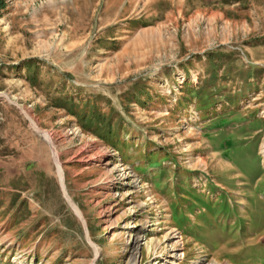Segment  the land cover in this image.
I'll return each mask as SVG.
<instances>
[{"label": "rangeland", "instance_id": "obj_1", "mask_svg": "<svg viewBox=\"0 0 264 264\" xmlns=\"http://www.w3.org/2000/svg\"><path fill=\"white\" fill-rule=\"evenodd\" d=\"M0 264H264V0H0Z\"/></svg>", "mask_w": 264, "mask_h": 264}, {"label": "bare ground", "instance_id": "obj_2", "mask_svg": "<svg viewBox=\"0 0 264 264\" xmlns=\"http://www.w3.org/2000/svg\"><path fill=\"white\" fill-rule=\"evenodd\" d=\"M20 109V111H21V113L24 115V117H26L28 120H29V122H30V126H31V128H32V130L37 134V135H39L48 145H49V147L51 148V151H52V156H53V159H54V161H57V154H56V152H55V142H54V140H53V137L49 134V133H47V132H45V131H43V130H41L39 127H38V125H37V123H36V121L27 113L28 111L26 110L25 111V109H21V108H19ZM58 162V161H57ZM56 162V166H57V169H58V176H59V178H60V180H63L64 179V176L62 177V174H61V172H60V166H59V164ZM62 183V181H60V184ZM64 195V194H63ZM64 197H65V199H66V201H67V203H68V205L71 207V209L75 212V214H77V216H79V218H81V220H82V215H81V213H80V211H79V209L77 208H75L74 206L75 205H73L74 203L72 202H70V199L68 198V197H66L65 195H64ZM72 201V200H71ZM83 221V220H82Z\"/></svg>", "mask_w": 264, "mask_h": 264}, {"label": "trees", "instance_id": "obj_3", "mask_svg": "<svg viewBox=\"0 0 264 264\" xmlns=\"http://www.w3.org/2000/svg\"><path fill=\"white\" fill-rule=\"evenodd\" d=\"M30 65H32L31 62H26V63L24 64V66H30ZM71 114H72V115H75V116H77V117L79 118V121L81 122V127H82V129H84V130H88V129H87L88 127H86L85 122H86L87 124H90L89 122H90L92 119L88 118V115H87L86 113H83V114H80V115H79V113L73 111ZM100 124H103L102 126H104L105 129H107V133H106L107 135H106V136H108V137L112 136V130L110 129V126L107 125L106 123H103V122L100 123ZM100 126H101V125H100ZM99 129H100V127L98 126V127H95L94 130H91V129H90V131L93 132V133H95V134H97L98 136H101L100 133H99ZM95 131L98 132V133H96ZM106 140H107V139H106Z\"/></svg>", "mask_w": 264, "mask_h": 264}, {"label": "water", "instance_id": "obj_4", "mask_svg": "<svg viewBox=\"0 0 264 264\" xmlns=\"http://www.w3.org/2000/svg\"><path fill=\"white\" fill-rule=\"evenodd\" d=\"M5 99H7L8 101H10L9 99H8V97H6V96H3ZM12 104H14V105H16V103L15 102H12V101H10ZM61 165V164H60ZM60 172H61V174H62V177L64 176L63 175V171H62V169H61V166H60ZM61 188H62V192H63V194L66 196V197H68V194H67V191H66V187H65V183H64V179L62 180V183H61ZM69 199H70V197H68ZM70 202L72 203V201H71V199H70ZM74 205V204H73ZM75 208H76V206H74ZM77 209V208H76ZM77 215V214H76ZM79 218V217H78ZM80 220H81V218H79ZM82 221V220H81ZM82 223H83V225H84V229H85V231H86V227H85V224H84V222L82 221ZM88 238V237H87ZM88 241H89V238H88Z\"/></svg>", "mask_w": 264, "mask_h": 264}]
</instances>
